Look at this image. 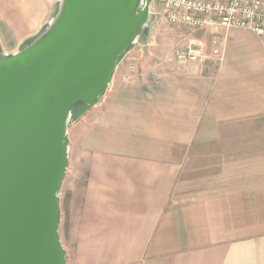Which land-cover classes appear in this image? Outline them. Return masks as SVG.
<instances>
[{
	"label": "crops",
	"instance_id": "crops-1",
	"mask_svg": "<svg viewBox=\"0 0 264 264\" xmlns=\"http://www.w3.org/2000/svg\"><path fill=\"white\" fill-rule=\"evenodd\" d=\"M58 4L0 0V53L34 39ZM182 30L181 48L203 42L207 58L130 49L99 99L71 111L65 264H264V35Z\"/></svg>",
	"mask_w": 264,
	"mask_h": 264
},
{
	"label": "water",
	"instance_id": "water-1",
	"mask_svg": "<svg viewBox=\"0 0 264 264\" xmlns=\"http://www.w3.org/2000/svg\"><path fill=\"white\" fill-rule=\"evenodd\" d=\"M153 0H59L47 26L0 53V264H65L58 191L67 128L144 37Z\"/></svg>",
	"mask_w": 264,
	"mask_h": 264
},
{
	"label": "built area",
	"instance_id": "built-area-1",
	"mask_svg": "<svg viewBox=\"0 0 264 264\" xmlns=\"http://www.w3.org/2000/svg\"><path fill=\"white\" fill-rule=\"evenodd\" d=\"M144 3V0H140ZM166 21L175 27L202 30L212 26L250 31L264 35V0H153ZM218 38H214L211 56H219ZM203 42L188 41L184 48L173 50L180 64L202 61Z\"/></svg>",
	"mask_w": 264,
	"mask_h": 264
},
{
	"label": "rangeland",
	"instance_id": "rangeland-1",
	"mask_svg": "<svg viewBox=\"0 0 264 264\" xmlns=\"http://www.w3.org/2000/svg\"><path fill=\"white\" fill-rule=\"evenodd\" d=\"M149 13L151 18L147 26L146 34L144 35V37L137 39L131 49L137 51L142 50L146 52L152 50H160L161 52H166L169 50H176L181 48L184 43V38L188 36L189 32L182 30L183 28L170 25L166 21L161 9L153 2L150 5ZM0 39L2 47L7 48L11 45L10 39L5 40L2 35ZM83 108H85L83 105L77 104L76 108H74V114L77 113L79 109ZM66 185L67 184L65 180L61 184L58 191V197L61 199L62 212L64 208L63 195L66 190Z\"/></svg>",
	"mask_w": 264,
	"mask_h": 264
},
{
	"label": "trees",
	"instance_id": "trees-1",
	"mask_svg": "<svg viewBox=\"0 0 264 264\" xmlns=\"http://www.w3.org/2000/svg\"><path fill=\"white\" fill-rule=\"evenodd\" d=\"M102 93H103V92H102ZM102 93H101V94H102ZM75 107H76V106H74V107L72 108V110H74ZM84 107H85V106H84ZM72 110H71V111H72Z\"/></svg>",
	"mask_w": 264,
	"mask_h": 264
}]
</instances>
